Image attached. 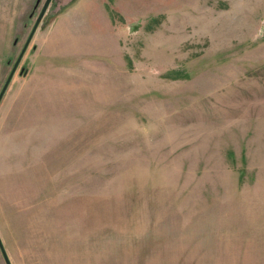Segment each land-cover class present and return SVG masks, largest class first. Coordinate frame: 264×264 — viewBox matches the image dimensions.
Wrapping results in <instances>:
<instances>
[{"label": "rangeland", "instance_id": "rangeland-1", "mask_svg": "<svg viewBox=\"0 0 264 264\" xmlns=\"http://www.w3.org/2000/svg\"><path fill=\"white\" fill-rule=\"evenodd\" d=\"M36 1L0 0V91ZM0 241L10 264H264V0H52L0 100Z\"/></svg>", "mask_w": 264, "mask_h": 264}, {"label": "water", "instance_id": "water-1", "mask_svg": "<svg viewBox=\"0 0 264 264\" xmlns=\"http://www.w3.org/2000/svg\"><path fill=\"white\" fill-rule=\"evenodd\" d=\"M51 1H52V0H45V1H44L43 5H42V8H41V11H40V13L38 14V16H37V18H36V20H35V23H34L32 29H31V32H30V34H29V36H28V38H27V40H26V42H25V44H24L22 50L20 51V53H19V55H18V57H17V59H16L14 65H13V67H12L11 72L9 73V75H8V77H7L6 81H5V83H4L3 86H2V89H1V91H0V100L2 99V97H3V95H4V92H5L6 89H7V86H8V84H9L10 80H11V77H12L13 73H14L16 67L18 66V64H19V62H20V60H21V58H22V56H23V54H24V52H25V50H26V47H27L28 43L30 42V40H31V38H32V35L34 34V32H35V30H36V28H37L39 22H40L41 19L43 18V16H44V14H45V12H46V10H47V8H48V6H49V4H50ZM38 3H39V0L36 1V6L38 5ZM0 250H1V252H2V255H3V258H4V260H5V263H6V264H10V262L8 261V258H7V256H6L5 250H4V248H3L2 244H1V241H0Z\"/></svg>", "mask_w": 264, "mask_h": 264}]
</instances>
